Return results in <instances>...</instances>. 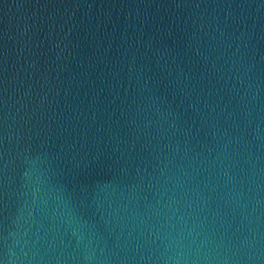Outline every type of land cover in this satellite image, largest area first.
Returning a JSON list of instances; mask_svg holds the SVG:
<instances>
[{"label": "water", "instance_id": "1", "mask_svg": "<svg viewBox=\"0 0 264 264\" xmlns=\"http://www.w3.org/2000/svg\"><path fill=\"white\" fill-rule=\"evenodd\" d=\"M0 264H264V0H0Z\"/></svg>", "mask_w": 264, "mask_h": 264}]
</instances>
